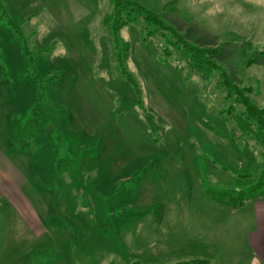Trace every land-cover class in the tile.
<instances>
[{
  "label": "rangeland",
  "instance_id": "obj_1",
  "mask_svg": "<svg viewBox=\"0 0 264 264\" xmlns=\"http://www.w3.org/2000/svg\"><path fill=\"white\" fill-rule=\"evenodd\" d=\"M131 1L175 30L129 13L135 87L111 0H0V150L35 212L0 199V264L247 258L207 191L259 179L262 131L225 81L264 108V0Z\"/></svg>",
  "mask_w": 264,
  "mask_h": 264
},
{
  "label": "trees",
  "instance_id": "obj_2",
  "mask_svg": "<svg viewBox=\"0 0 264 264\" xmlns=\"http://www.w3.org/2000/svg\"><path fill=\"white\" fill-rule=\"evenodd\" d=\"M113 4V13L111 16L106 18V22H112V34L117 44V49L120 51L117 53L119 67L122 70V75L135 87V81L132 76L126 71L125 57L121 53V46L118 45V38L121 29L132 22L134 19L129 14L131 11L137 10L141 15L144 16L145 21L148 24H153L159 27V29L170 31L175 36V30L165 24V22L154 12L148 11L146 8L138 6L131 0H111ZM136 7V8H135ZM10 24V22H9ZM8 24V26H9ZM184 50L196 57L205 58L204 51L201 52L193 47H190L186 42H182ZM129 46V45H128ZM128 51V49H126ZM209 61V60H206ZM208 63V62H206ZM213 66V64L211 65ZM37 76V74H36ZM227 85L228 95L235 96L239 102L244 106L248 118L254 120L262 131L261 145H262V163L257 184L248 188L245 191H232V190H215L209 189L208 195L211 196L219 204L228 207L230 209H239L245 206L247 203L254 200L264 201V108H259L257 104L250 98L251 89H241L236 85L232 84L227 78L225 81ZM137 90V89H136ZM246 93L248 95H246ZM207 262L194 260L186 264H205Z\"/></svg>",
  "mask_w": 264,
  "mask_h": 264
},
{
  "label": "crops",
  "instance_id": "obj_3",
  "mask_svg": "<svg viewBox=\"0 0 264 264\" xmlns=\"http://www.w3.org/2000/svg\"><path fill=\"white\" fill-rule=\"evenodd\" d=\"M2 153L0 150V199H8L15 211L21 212L24 216L25 213L30 212L35 214L29 199L20 193L21 173ZM221 207L220 211L225 213L226 224L223 230L225 234L222 233V239H225L228 235L237 234L239 238H244L246 242L247 258L244 260V257H240V262H236V264H264V201L254 200L239 209H228V207L223 205ZM229 224H233L234 227L229 226ZM36 230L39 231L41 229L37 228ZM37 231L33 229L34 236L38 234ZM230 246L233 247L235 244L228 242L227 247ZM201 261L207 262L205 264L213 263V261L208 260ZM186 263L177 262L176 264Z\"/></svg>",
  "mask_w": 264,
  "mask_h": 264
}]
</instances>
